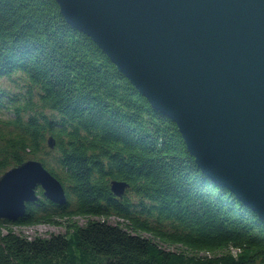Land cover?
Here are the masks:
<instances>
[{
  "label": "trees",
  "instance_id": "obj_1",
  "mask_svg": "<svg viewBox=\"0 0 264 264\" xmlns=\"http://www.w3.org/2000/svg\"><path fill=\"white\" fill-rule=\"evenodd\" d=\"M10 77L24 89L9 98L0 89V174L39 161L66 202L37 190L23 216L1 220L0 264H264V223L201 173L174 123L54 0H0V80ZM111 181L126 183L120 198ZM40 224L64 233L27 239L12 229Z\"/></svg>",
  "mask_w": 264,
  "mask_h": 264
},
{
  "label": "water",
  "instance_id": "obj_2",
  "mask_svg": "<svg viewBox=\"0 0 264 264\" xmlns=\"http://www.w3.org/2000/svg\"><path fill=\"white\" fill-rule=\"evenodd\" d=\"M54 1L174 123L201 173L264 223V0ZM126 187L109 185L116 198ZM37 188L65 204L62 186L38 161L0 174V221L23 216Z\"/></svg>",
  "mask_w": 264,
  "mask_h": 264
},
{
  "label": "rangeland",
  "instance_id": "obj_3",
  "mask_svg": "<svg viewBox=\"0 0 264 264\" xmlns=\"http://www.w3.org/2000/svg\"><path fill=\"white\" fill-rule=\"evenodd\" d=\"M0 89L4 90L6 93H8V96H6V98H9V96L18 95L19 93H22L23 89H24V83L21 82L20 80H16L14 77H10V79H1L0 80ZM6 117H7V114H3V113L0 114L1 119H6ZM46 140H47V138H46ZM46 140H45V144H46ZM33 161H36V160H33ZM37 190H40V189L37 188L36 193H37ZM65 202H66V197H65ZM93 219H96V218H93ZM71 221L74 222L77 226H82L84 224L85 220L83 218H80V217H73ZM106 221L108 224H111V225L115 224L116 222H120V220L113 218V217L108 218ZM12 229L16 234H19L23 237H26L27 239H31L33 237L46 238L50 234H63L64 233L63 226L51 227V226L41 225V224L40 225H34V226L12 227ZM140 235L142 237H146V238L149 237L145 233H140ZM158 245L163 250L169 251V252L183 251V248H181L178 245H165L162 243H158ZM221 253L217 252V253L212 254V255L218 256ZM202 255L203 254H199V256H202ZM208 256H211V255H208Z\"/></svg>",
  "mask_w": 264,
  "mask_h": 264
}]
</instances>
